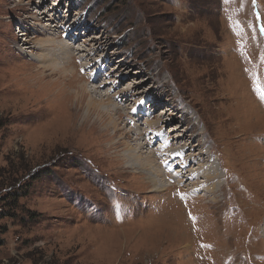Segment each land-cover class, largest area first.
I'll return each mask as SVG.
<instances>
[{
	"label": "rangeland",
	"instance_id": "obj_1",
	"mask_svg": "<svg viewBox=\"0 0 264 264\" xmlns=\"http://www.w3.org/2000/svg\"><path fill=\"white\" fill-rule=\"evenodd\" d=\"M122 92L210 154L202 203L152 187ZM262 93L264 0H0V264H264Z\"/></svg>",
	"mask_w": 264,
	"mask_h": 264
},
{
	"label": "bare ground",
	"instance_id": "obj_2",
	"mask_svg": "<svg viewBox=\"0 0 264 264\" xmlns=\"http://www.w3.org/2000/svg\"><path fill=\"white\" fill-rule=\"evenodd\" d=\"M49 9L50 10L47 13L48 15H46V12H43V13L39 14L38 16L36 15V19L35 20L38 19V21H39V20H45L46 19L48 22L51 21V18L56 16V10L57 9L56 8H49ZM51 14H54V16L51 15ZM67 23H69V22L67 21ZM67 32L68 33L65 36V40H71L73 38H76V36H75V37L70 39L69 37H70V35H73V32L71 30H68ZM54 34H56V33H54ZM55 36H57V35H55ZM55 38L57 39V37H55ZM55 38H54V40H55ZM48 40H49V42L46 41L48 46H53V47L57 48L56 44L55 45L52 44L53 40L50 39V36H49ZM40 42H42L41 44H44L43 41H40ZM68 42H69L68 45L73 47L72 46V42L71 41H68ZM47 44H45V45L47 46ZM70 46H68V47L66 46L67 47L66 49H65V46H62L61 49H64V50H63L62 53L57 54L58 57L56 55L55 56L52 55L51 58L50 57L49 58L51 60L55 61V63H57V64H59L60 61L63 62V63L68 62V59H70V58L76 59L77 62L78 61H80V62L82 61V63H83V61L89 62L87 65L82 66L83 69L90 71V73L88 72L89 73V77L86 76V78L88 79V81L91 80L92 82L99 83L100 82L99 76L101 75V72L97 73V74H93L91 72V70L94 67V65H96V62L91 61V60H86L87 57H88L87 53H89L90 51L87 52L88 50H84L85 54L82 56L84 58L82 59L80 57L78 59V58H76V53L73 56L74 53L71 52V49L69 48ZM58 48H60V46H58ZM73 48H75V47H73ZM46 54H47V52H46ZM46 54H44V55H46ZM112 60H113V58H111V61ZM66 67L67 66L64 67L65 69L58 68V66L55 64V68L54 69L55 70H59L60 72H62L63 73L62 75H66L67 74ZM54 69L52 68V70H54ZM68 83H70V82L68 81ZM66 86H67V84H66ZM100 86H102V88L104 87L103 85H100ZM105 87H106V85H105ZM82 88H83V92L85 94H92L93 92L96 93V94H99V92H97L96 90L92 91V92L89 91L88 90V84H86L85 86L83 85ZM80 89H81V87H80ZM126 93L127 92H122L118 97H116V95L115 96H111V95H108V94H106L105 96L104 95H99L102 98L101 101L95 102V100L91 99V102L93 103V105H95V103H96L97 106L99 107L100 112L103 113V114H106L109 117V114H111V112L109 111L110 106L114 107L115 111L121 110L111 100V98H113V97L115 98L116 97V99H122L123 102H124V104L122 106H125V105L127 106V111H126V114H124L123 119L125 120L124 121L125 124L127 123L126 120L129 121L128 122V126H127V127H131V129L129 130V133L136 138V142L138 144H139V142H141L139 140H142V142L140 143V146H142L141 149L137 148L138 152H135V150H132V153L135 154V156L139 160V166L143 167L144 170L148 173V175H150V176L152 175L151 177H149V179H150L149 182L152 185V187L155 188V191H160L161 189H163V190L165 189L166 190V189H168V187H172V188L177 187V189L180 190V186L184 187L185 185H187L189 183V185L187 186L188 188H183L184 189L183 191L181 190V191L176 192V193L179 194V195H182V196H185V194L189 195L190 193L197 194L199 196L197 198L196 197H194V198L196 199L197 202L202 203L201 202L202 198H208L209 197V195L205 194L206 192H204V190H203L204 187L209 186V182L205 179L206 177L204 178V174H205L206 171H203V168H205V167H203L199 163L202 161L201 160L202 159L201 156L202 157H206L207 156V158H208L210 154L204 152L202 146H199L200 149H201V150H198L199 155H197V154L194 155V154L190 153L192 150H195V148L194 149L191 148L190 145H192V143L188 142V138L186 139V137H188V136L180 135V136L184 137V139H180L179 140V138H176L175 135L170 134L169 132H166V128H167L166 125H168V124L165 125V121L163 120V118L165 116L163 117L162 114L161 115L157 114V112H159L160 110L157 111L156 114L149 113V114H147L145 116L142 115L141 112H138L139 113L138 114L137 113L138 109L139 108H143L142 103H144L143 102L144 96L147 97L150 94L147 93V95H144V96L137 94L134 99L132 98L130 101L128 100V102H127L126 98H125V97H127ZM141 96H143V97H141ZM106 97H108V99ZM105 98H106V100H105ZM105 101H109V104L105 103ZM130 102H132L134 104V106H136L135 108H133V106H132V108L134 110H132L131 108L128 107ZM146 105L147 104H145V106ZM151 108L152 109L150 110V112H153L154 109H156L154 107V105ZM165 109H166V111L168 110L167 108H165ZM174 113L171 112V115H174ZM111 116L113 117V114H111ZM112 117H110V118H112ZM138 117H139L138 120L135 119V118H138ZM145 121H147L146 124H144L143 127H140L139 123L140 122H145ZM131 122H133L132 126L130 124ZM176 131L178 132V129H176ZM178 135L179 134H177L176 136L179 137ZM186 141H187V143H186ZM157 143L160 144V145L157 146ZM184 145H185V147H183ZM143 148L144 149L149 148L150 149V153L146 152V150L143 151V153H140V151ZM156 164H157V166H156ZM197 165L198 166L200 165L197 170L190 169L192 166L195 167ZM182 167H183V169L180 172L178 169H181ZM160 168L163 169V171H161ZM215 178H217V177L214 176V177L211 178V180H213ZM200 180H204V181L201 182ZM217 180H219V179H217ZM164 181L167 182L168 185L164 186L163 185L165 183ZM177 189H175V191ZM172 205L180 207V204L177 203V202L173 203ZM186 205L187 206H191V208L186 212L187 217L190 214H193V213L195 214V213L199 212L198 210H197V212L196 211L193 212V209H197V208L195 207L194 204L191 205V202L186 203ZM158 208H159V206H158ZM174 211H179V210L175 209ZM201 213H202V211H201ZM183 215H184V213H183ZM186 215H184V216L186 217Z\"/></svg>",
	"mask_w": 264,
	"mask_h": 264
},
{
	"label": "trees",
	"instance_id": "obj_3",
	"mask_svg": "<svg viewBox=\"0 0 264 264\" xmlns=\"http://www.w3.org/2000/svg\"><path fill=\"white\" fill-rule=\"evenodd\" d=\"M2 127V124L0 123V128ZM13 190V189H12ZM12 190L11 191H9V192H7L6 194H7V196L10 198V199H12V200H15V204L18 202V199L20 198V197H22V196H26V194L27 193H25V195H20V193L19 192H12ZM19 193V194H18ZM7 197V198H8Z\"/></svg>",
	"mask_w": 264,
	"mask_h": 264
},
{
	"label": "snow or ice",
	"instance_id": "obj_4",
	"mask_svg": "<svg viewBox=\"0 0 264 264\" xmlns=\"http://www.w3.org/2000/svg\"><path fill=\"white\" fill-rule=\"evenodd\" d=\"M261 99L264 100V93L261 94Z\"/></svg>",
	"mask_w": 264,
	"mask_h": 264
}]
</instances>
